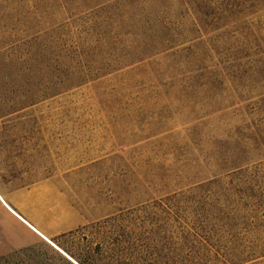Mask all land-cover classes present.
Instances as JSON below:
<instances>
[{"label":"rangeland","instance_id":"374dc122","mask_svg":"<svg viewBox=\"0 0 264 264\" xmlns=\"http://www.w3.org/2000/svg\"><path fill=\"white\" fill-rule=\"evenodd\" d=\"M178 2L0 0V182L40 184L45 228L68 226L71 207L82 223L58 240L72 253L142 224L197 259L194 232L228 241L210 218L228 174L264 175V0H207L241 4L200 30ZM157 201L181 222L160 227ZM54 248L0 264L58 261Z\"/></svg>","mask_w":264,"mask_h":264},{"label":"trees","instance_id":"16d2710c","mask_svg":"<svg viewBox=\"0 0 264 264\" xmlns=\"http://www.w3.org/2000/svg\"><path fill=\"white\" fill-rule=\"evenodd\" d=\"M180 1L178 2L182 6L180 14L189 16L192 24L198 26V30L207 25L211 17L219 22L225 17V13L230 11V7L241 4V2H207V0ZM173 47L168 46L164 50ZM242 172L244 171L239 168L228 174L235 176L237 183H229L224 189L225 202L223 205L226 212L219 215L218 211H213L210 215L211 220L219 225L218 227L222 229L221 232L228 238V245L226 243L220 247L218 244L215 246L208 243L207 230H204V234L201 235L194 232L198 238L199 256L197 259H187L186 256L182 257L181 255L183 251H188L184 247V243L173 249L164 242L168 239V230L144 228V225L139 224V226L134 225L124 232H113L114 236L108 237L110 240L97 241L89 253L83 256L72 253L59 243L58 239L67 234L51 238L52 244L58 248H54L58 254V261L51 260L44 264H264V175L248 178L245 174L241 179L238 174ZM153 204V209L167 215L161 219L164 221L160 227L169 226L170 222L168 221L181 222L182 218L173 212L174 208L171 205L158 201ZM142 208H147V206ZM127 214H131V212H127ZM117 218L118 216L106 218L96 222L95 225H105L108 222L115 225ZM152 222L156 223L157 221H153L151 218L148 223L153 225ZM184 224L187 225V222L184 221ZM157 226H159L158 222ZM234 226L239 229L237 236L239 241H242L238 245H235L234 237L230 232ZM146 240L150 242H146ZM176 251H178L179 259L171 260L169 255Z\"/></svg>","mask_w":264,"mask_h":264},{"label":"crops","instance_id":"0c3cea01","mask_svg":"<svg viewBox=\"0 0 264 264\" xmlns=\"http://www.w3.org/2000/svg\"><path fill=\"white\" fill-rule=\"evenodd\" d=\"M40 187L39 183H34L9 188L0 182V256L31 253L41 242L51 244V238L68 234L82 223L68 206L71 212L64 218L72 219L68 226L51 230L41 225L36 220V196L37 193L43 195ZM58 202L57 196H51L52 209Z\"/></svg>","mask_w":264,"mask_h":264},{"label":"water","instance_id":"95a60500","mask_svg":"<svg viewBox=\"0 0 264 264\" xmlns=\"http://www.w3.org/2000/svg\"><path fill=\"white\" fill-rule=\"evenodd\" d=\"M52 244V243H51ZM53 245V244H52ZM54 246V245H53ZM55 247V246H54ZM56 249H58L57 247H55Z\"/></svg>","mask_w":264,"mask_h":264}]
</instances>
